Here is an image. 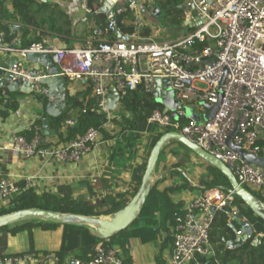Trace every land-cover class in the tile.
Segmentation results:
<instances>
[{
	"label": "built area",
	"instance_id": "built-area-1",
	"mask_svg": "<svg viewBox=\"0 0 264 264\" xmlns=\"http://www.w3.org/2000/svg\"><path fill=\"white\" fill-rule=\"evenodd\" d=\"M63 1L76 3L83 15L101 11L89 6L88 0ZM148 1L149 6L145 0H129L123 4L113 0L117 5L115 14L133 15L135 31L121 33L120 38L97 41L85 47L64 48L32 42L27 47L16 49L11 46L14 41L3 44L6 34L0 29V49L15 52L19 62L11 72L29 81L31 93L48 102H53L54 96L41 83L48 76L47 68L36 70L35 75H31L23 70L22 61L28 53L55 54L57 75L66 84L90 82L89 98L93 100L95 109L109 119L113 111L106 107V103L113 91L119 96L118 108L128 92L141 89L152 94L158 88L156 79L167 78L178 101L175 112L179 119L172 118L170 112L156 109L149 116L148 123L171 127L172 130L168 131L182 134L224 163L239 184L251 187L264 200L262 167L247 163L227 146V139L237 128L232 137L235 145L258 156L261 151L260 132L264 131V0H184L187 19L194 17L197 24L190 31L166 40L142 37L138 33L151 14L152 0ZM113 24L109 21L108 29H112ZM218 88L222 90L221 98ZM201 102L211 106L219 102V107L213 118L196 125L191 118L185 117L184 107H196ZM200 111L207 112L201 106ZM181 118L188 120L183 123ZM75 121L74 117L68 116L64 129L73 126ZM28 132L31 133L30 138L16 133L2 146V150L17 153L24 159L77 162L100 139L99 130L93 127L76 139L58 145L45 142L42 127L38 124L29 127ZM30 185L31 179L28 178L25 186ZM20 191L15 180L0 172V208L10 205V200ZM232 196L230 191L213 187L184 207L185 213L176 218L169 264H209V259L214 256L210 245L214 213L224 211L227 206L230 207L229 219L233 220L239 213L238 207L231 204ZM34 256H5L0 258V264H16ZM42 258L59 260L55 254ZM67 263L122 264V257L115 247L99 243L92 256L87 259L70 257Z\"/></svg>",
	"mask_w": 264,
	"mask_h": 264
},
{
	"label": "crops",
	"instance_id": "crops-1",
	"mask_svg": "<svg viewBox=\"0 0 264 264\" xmlns=\"http://www.w3.org/2000/svg\"><path fill=\"white\" fill-rule=\"evenodd\" d=\"M40 1L56 5L66 14L71 24L70 34L60 35L50 33L35 26H28L20 20L13 22L9 21L8 25L14 36V42H19L22 39L25 30H28L26 35L28 40L40 36L43 43L60 48L85 47L97 41L113 39V36L117 37L116 31L111 33L107 29L103 30L100 28L91 15H83L78 5L72 1ZM117 1L119 4H123L129 0ZM4 5L9 11L12 10V3L10 0H4ZM115 6L117 5L113 4L111 6L113 13ZM149 9L151 14L146 18L144 27H148L151 30V33L148 36L152 38L159 40L170 39L190 31L197 24V20L194 17H191L190 20L187 19L186 11L181 27L158 23L152 15L153 8L150 6ZM114 15L116 17L115 13ZM132 16L133 15H131V17ZM132 19L127 16L122 22L125 26H129L133 24ZM107 20L109 21L108 16ZM13 25L19 26L20 28L12 29L11 26ZM15 55L16 54L13 51L0 49V66L3 65L5 60L13 58ZM27 65L29 69L34 67L31 63H27ZM84 84V81L74 82L70 85L66 84V88H70L74 91H83ZM0 89H2L1 96L4 97V101H7L9 105L14 103V101L17 102V107L15 109L6 108L4 103L0 105V172L15 180L19 187L20 185H24V187L27 188L25 186V180L28 178L31 179V185L29 187H34L38 193H55L60 186H68L73 197L76 199H84L87 205L92 206L99 212L109 208V205L105 204L108 195L114 197L117 201L120 194L133 191L135 184L131 179L132 173L138 165H141L148 158V133L140 139V143L137 144L133 149L134 151L131 152L129 149L123 147V140L121 137L102 139L100 135V139L92 145L91 150L77 162H62L56 159L44 160L40 158L24 159L17 153L9 150H2V146L7 144L16 133H21L28 138L29 135H27L26 132H28L29 127L33 124H38L36 121L40 120V124L38 125L42 127V133L46 143L58 145L63 144V142H58L57 138L52 134L50 130V119L43 115L45 110L41 100L31 92L24 93L21 91H16L18 95L16 96V99L13 100V98H10L5 92V90H7L6 85L3 87L0 86ZM113 115L114 114L112 113V116ZM44 119L48 120V134H44ZM112 125L113 124L110 120L106 126L113 130L114 126ZM118 129L119 128L115 126L112 133L117 132ZM259 141L261 145V154H259V156L264 157V131L260 132ZM166 149L167 152L161 155L156 163L155 169L158 164L159 170L155 172L154 169L151 177V184L155 180H160L158 184L160 190L169 186L181 185L183 183V178L179 176L180 174L178 175L177 172H173V168H171L173 164L178 162V160L172 155V149H174L172 148V144H168ZM190 164L196 168H193L194 171H192V175L188 176L191 188L187 187L173 194L174 201H183L184 207L195 197L204 194L210 189L201 182L208 180V164L204 161L200 164L195 160H191ZM262 201L264 202V200ZM111 215L112 214L100 215L98 217L107 219ZM201 218L202 217H199V219ZM37 219L38 218H27L21 221ZM244 219L248 220L254 227L253 223L247 216L244 215ZM227 222L228 225L233 223V220L229 219L228 214ZM87 226L95 231L93 226ZM217 235L220 239L219 234ZM252 236H250V238ZM173 239L174 230L172 228L169 229V232L162 231L159 237L152 242L142 243L138 239H132L128 251L130 261L127 264H169ZM233 239L234 236L229 229L228 237H221L220 241H215L214 243L210 240V245L214 250V256L209 259V264H224L217 258L216 252L221 246H223L222 251L219 252L221 255L226 250L237 248L235 247L237 244L235 242L231 246L228 244V242ZM62 240V225H58L53 229L25 226L24 228L19 229L17 233L13 234L0 231V258L19 254L35 255L32 259H24L16 264H68L67 260L70 257L80 259L88 258L79 257L78 250L70 252L62 261L58 260L55 262L51 259L42 258L45 255H56L62 245ZM259 241L258 236H253V244H257ZM115 248L118 251V254L122 257V260H124V254L118 247ZM228 264L233 263L230 262Z\"/></svg>",
	"mask_w": 264,
	"mask_h": 264
},
{
	"label": "trees",
	"instance_id": "trees-1",
	"mask_svg": "<svg viewBox=\"0 0 264 264\" xmlns=\"http://www.w3.org/2000/svg\"><path fill=\"white\" fill-rule=\"evenodd\" d=\"M12 3V10L9 11L5 5L4 0H0V11L2 20L0 21V29H2L6 37L3 44H11L13 41V34L11 33L8 25L9 21L24 22L28 26H35L44 29L50 33H56L60 35L70 34V21L66 14L58 8L56 5L49 3H43L40 0H10ZM184 0H152L151 7H157L161 11V17L158 19V23L162 22L168 26L181 27L185 12L180 5ZM88 4L94 8H100V0H88ZM92 18L99 24L103 30L107 29L113 33L116 30L120 33H133L135 27L133 24L125 26L122 20L129 16L131 19V13L116 14L115 22L112 29H108L107 16L103 12H96L90 14ZM5 21V22H4ZM133 21V19H132ZM27 31L23 33V37L19 42L11 44L13 48L19 49L29 46L32 42H42L41 37H35L34 39H27ZM139 35L146 37L151 33L148 27H143L139 30ZM113 38H116L113 36ZM83 91H74L70 88H66L65 91V109L58 117L48 116L44 111V117L50 119V130L52 134L57 138L58 142H69L77 137L83 135L89 127H93L99 130L102 139H110L114 137H121L123 140V147L134 151L133 149L140 143V139L149 135V148L147 157L150 150L158 140V138L164 133H152L150 130L151 124L148 123V118L152 112L156 109L163 110V106L155 101V98L151 93L145 92L141 89L130 91L121 99L120 110L121 116L111 115L109 119L105 114L95 109L93 100L89 98L91 93V83L86 81ZM0 89V105L3 103L6 108L15 109L17 102L9 103L4 101V97L1 96ZM13 100L18 95L17 92H9L5 90ZM39 100H41L43 108L48 103L45 98L33 93ZM72 111L71 115L69 112ZM68 116L75 118L73 126H69L64 129V121ZM111 120L112 126L118 127V131L112 133L110 127H107L108 121ZM183 122H187L188 119L181 118ZM40 124V120L36 121ZM23 133V132H22ZM31 137L30 132H26ZM21 134V133H20ZM171 141L165 144L161 149L160 155L167 152L166 147ZM189 150V149H188ZM261 154V153H260ZM147 159L138 165L132 173V181L135 184L133 191L123 193L119 195V199L116 201L114 197L108 195V199L105 200V204L109 205V208L104 211H96L92 206L87 205L84 199H76L73 197L72 192L68 186H60L55 193L43 192L38 193L34 187L25 188L24 185H20V194L18 199L23 201L21 205L13 210L18 209H32L38 208L43 210H49L64 214H80L86 216H100L114 214L116 211L122 209L134 194L139 189L143 172L146 167ZM181 163L178 161L173 164L174 168H177V173L180 172L178 167ZM208 180L201 181L207 188L222 187L224 192H227L230 188L227 178L214 166L207 165ZM160 180H155L151 186L149 193L146 195L145 202L141 206V210L134 221L125 229L115 233L109 239L100 238L95 231L90 229L85 224H65L48 219L26 220L16 222V226L10 230L11 233H16L25 226H36L43 229L55 228L58 225L63 226V240L59 251L56 253L59 260H63L70 252L78 250L79 257H90L95 252V247L102 243L107 247H118L124 254L125 259L122 260V264H127L130 261L129 245L132 239H138L142 243H148L156 240L162 231L169 232V229L174 230L176 226L177 216L185 213L184 202L174 201L173 194L184 188H191L187 182V178H183L181 185L169 186L160 190L158 188ZM232 205L238 207L239 212L248 217L253 223L255 232L253 236H258L259 242L257 244L252 243L253 236L245 241L242 245L232 250H226L221 255L223 246L219 247L216 252L217 258L224 264L232 262L233 264H264V220L256 216L249 207L245 206L243 201L235 196L232 198ZM3 209V208H2ZM230 207L227 206L222 212H215L214 219L210 228V240L215 242V235L219 233L221 237H228L229 228L227 222V214ZM9 212L8 210H0V215ZM32 219V218H31ZM9 225L0 228V231L6 230ZM218 238V241H220ZM220 250V251H219Z\"/></svg>",
	"mask_w": 264,
	"mask_h": 264
},
{
	"label": "water",
	"instance_id": "water-1",
	"mask_svg": "<svg viewBox=\"0 0 264 264\" xmlns=\"http://www.w3.org/2000/svg\"><path fill=\"white\" fill-rule=\"evenodd\" d=\"M112 5V0H103L100 10L101 12L107 14L110 22L114 23L115 15L111 10ZM180 8L185 9L183 4L180 5ZM152 15L155 17L156 21H158V19L161 17V11L157 7H154L152 10ZM11 28L19 29L20 27L13 25L11 26ZM116 35L117 38L121 37V33L119 31H116ZM18 62L19 58L17 55L3 62V65L0 66V86L3 87L6 85V88L9 92L21 91L24 93H29L32 91L31 83L23 79L21 75H13V73L11 72L13 66L17 65ZM55 62V54L47 55L45 53H28L25 60L22 61L23 70H27L31 75H35L36 69H29L27 63L40 64L43 68H47L46 71L48 73V76L43 78L41 80V83L46 85L49 88L50 95L54 96V101L48 102L45 107L47 115L51 117H58L65 109L66 82L61 76L57 75L58 67L55 65ZM156 81L158 83V88L152 93L155 101L163 106V113L170 112L172 118L179 119L175 112L178 101L175 99V91L171 89L169 80L167 78H157ZM218 91L221 98V88H218ZM118 101V93L113 91L107 97L106 107L109 110L114 111L116 109V104L118 103ZM219 102L212 106L208 105L207 103L201 102L199 106L205 108L207 111L206 113L198 110L195 106H185V117L191 118L196 125H199L204 121L213 118L218 110ZM43 127L44 134H48L49 129L47 119L43 120ZM236 133L237 128L227 139V146L237 152L247 163L259 165L264 171V157L247 152L241 146L235 145L233 143L232 137ZM170 140L179 141L195 155L203 159L208 165H212L217 168L229 182L230 188L228 191L239 197L243 201L245 206L249 207L256 216L264 220V202L258 199L247 188L239 184L236 177L224 163L216 159L204 149L200 148L195 143L189 141L182 134L176 131H166L158 138V140L150 150L139 189L122 209L116 211L109 218L104 219L96 216L64 214L38 208L18 209L0 215V228L21 221L23 219L35 217L53 220L65 224L90 225L95 228V233L100 238L109 239L115 233L128 227L138 216L141 210V206L145 202L146 195L149 193L152 173L158 161L160 151ZM228 228L231 230L234 236V239L229 241L228 244L231 246L235 242L237 243L235 247H239L240 245H242L243 242L247 240L248 236H252L255 232L254 227L248 220L244 219V215L240 212L233 217V223H230L228 225Z\"/></svg>",
	"mask_w": 264,
	"mask_h": 264
},
{
	"label": "rangeland",
	"instance_id": "rangeland-1",
	"mask_svg": "<svg viewBox=\"0 0 264 264\" xmlns=\"http://www.w3.org/2000/svg\"><path fill=\"white\" fill-rule=\"evenodd\" d=\"M145 2H146V5L147 6H149V1L148 0H145ZM184 10V12L186 11V9H183ZM94 19V18H93ZM96 22V21H95ZM160 23H162V22H160ZM97 25H99L98 23H96ZM33 68H35L36 70H40V71H42L43 70V67L40 65V64H33ZM68 85H70L69 83H68ZM201 87H203V85H200ZM33 94V93H32ZM196 108L198 109V110H200V106L199 105H196ZM115 116H121L122 115V112H121V110H120V108H118V109H115L113 112H112ZM181 122H183V121H181ZM184 123V122H183ZM150 130L151 131H153L152 133H160V132H166V131H168V130H172V128L171 127H160L159 125H157V124H151V127H150ZM171 141V143L170 144H172V148H174V149H172V155L175 157V159L176 160H178V161H180V163H181V165H180V167H179V169L180 170H182L183 171V173L181 172V173H179L178 175L181 177V178H184V177H186L187 178V180H188V176L189 175H192V171H194V169H196V168H194V166L192 165V164H190V161L191 160H195V161H197V162H199L200 164H202L203 163V159H201L200 157H198L197 155H195V154H193L192 152H190V150H188V148L187 147H185L184 145H182L179 141H177V140H170ZM169 142V141H168ZM167 142V143H168ZM201 159V160H200ZM203 160V161H202ZM205 162V161H204ZM206 163V162H205ZM207 164V163H206ZM171 168H173V172H177L176 170H177V168H174V166H171ZM194 168V169H193ZM159 170V166H158V164H157V167H156V169H155V172H157ZM188 183H189V180L187 181ZM244 187H246V188H248V190L252 193V194H254L255 196H257L258 198H260V199H262L260 196H259V194H258V192H256V191H254L253 189H251V187H248L247 185H244ZM233 196H234V199H235V196L236 195H234L233 194ZM233 196H232V198H233ZM263 200V199H262ZM23 201H21L20 199H18L17 198V196H14L11 200H10V205H8L7 207H1L0 208V210H8V211H10V210H13V209H15V208H17V207H19L20 205H21V203H22ZM3 208V209H2ZM35 218V217H34ZM33 219V218H32ZM31 221V220H30ZM16 223V222H15ZM18 223H20V221H18ZM17 224V223H16ZM16 224H14V223H12V224H10L9 225V227L8 228H6V230H3L4 232H6V233H11V231L10 230H12L15 226H16ZM17 225H19V224H17ZM16 233H17V231H16ZM13 234V233H12ZM219 234V233H218ZM215 241H218V235L216 234L215 235ZM230 263V262H229Z\"/></svg>",
	"mask_w": 264,
	"mask_h": 264
}]
</instances>
